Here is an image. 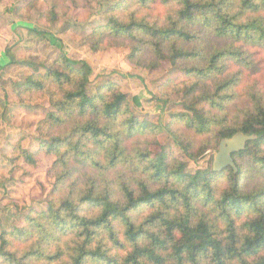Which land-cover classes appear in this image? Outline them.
<instances>
[{
	"label": "trees",
	"instance_id": "16d2710c",
	"mask_svg": "<svg viewBox=\"0 0 264 264\" xmlns=\"http://www.w3.org/2000/svg\"><path fill=\"white\" fill-rule=\"evenodd\" d=\"M44 2L56 21L89 0ZM81 41L183 73L152 97L163 108L180 95L182 111L140 119L118 84L91 92V65L63 52L49 66L22 61L32 73L17 97L48 107L38 150L17 145L14 160L53 157L52 183L44 208L0 232V264H264V0H119ZM162 133L193 163L237 133L255 139L232 154L236 173L212 161L191 172Z\"/></svg>",
	"mask_w": 264,
	"mask_h": 264
},
{
	"label": "rangeland",
	"instance_id": "374dc122",
	"mask_svg": "<svg viewBox=\"0 0 264 264\" xmlns=\"http://www.w3.org/2000/svg\"><path fill=\"white\" fill-rule=\"evenodd\" d=\"M117 1L89 0L86 7L70 8L65 16L51 21L44 0H0V232L21 226L30 208H44L45 194L52 183L48 170L53 157L40 152L34 165L14 160L13 151L17 145L32 152L38 150L36 125L48 107L45 97L30 100L17 97L14 83H21L32 73L22 61L49 66L63 52L72 61H86L91 65V92L107 82L118 84L128 96L133 113L140 119L147 118L163 125L169 121L171 113L182 111L180 95L171 96L163 108L152 97L163 83L182 81L183 73L168 63L156 70L135 66L127 60L128 50L124 48L93 52L82 44L84 35L105 23L107 7ZM9 57L13 60L10 64ZM158 142L186 162L191 172L205 168L217 152L208 151L193 163L182 155L166 133L158 137Z\"/></svg>",
	"mask_w": 264,
	"mask_h": 264
},
{
	"label": "water",
	"instance_id": "95a60500",
	"mask_svg": "<svg viewBox=\"0 0 264 264\" xmlns=\"http://www.w3.org/2000/svg\"><path fill=\"white\" fill-rule=\"evenodd\" d=\"M255 139L254 135L247 136L242 133H237L229 139H224L220 142L218 151L213 157L212 169L214 172H220L226 167H231L236 173V167L232 160V154L238 153L245 148L248 141Z\"/></svg>",
	"mask_w": 264,
	"mask_h": 264
},
{
	"label": "crops",
	"instance_id": "0c3cea01",
	"mask_svg": "<svg viewBox=\"0 0 264 264\" xmlns=\"http://www.w3.org/2000/svg\"><path fill=\"white\" fill-rule=\"evenodd\" d=\"M134 100H135V98H134ZM133 99H132V101H134Z\"/></svg>",
	"mask_w": 264,
	"mask_h": 264
}]
</instances>
